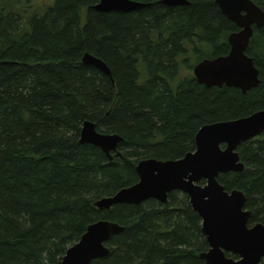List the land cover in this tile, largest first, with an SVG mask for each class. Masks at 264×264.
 <instances>
[{"label": "trees", "instance_id": "trees-1", "mask_svg": "<svg viewBox=\"0 0 264 264\" xmlns=\"http://www.w3.org/2000/svg\"><path fill=\"white\" fill-rule=\"evenodd\" d=\"M98 1L55 0L26 19L13 0H0V264H59L100 219L124 230L90 264H204L199 254L209 246L186 194L110 209L94 203L137 182L139 160L182 158L203 125L264 109V25L246 49L259 84L245 92L205 87L192 74L177 76L184 65L191 71L228 54L227 36L238 28L215 0L172 7L135 0L148 5L107 13L92 8ZM253 1L264 9V0ZM85 53L103 60L111 76L84 64ZM86 120L123 138L119 155L110 160L80 142ZM236 151L243 171L218 181L244 192L249 223L264 225V132Z\"/></svg>", "mask_w": 264, "mask_h": 264}, {"label": "water", "instance_id": "water-1", "mask_svg": "<svg viewBox=\"0 0 264 264\" xmlns=\"http://www.w3.org/2000/svg\"><path fill=\"white\" fill-rule=\"evenodd\" d=\"M160 2L171 7L189 5L187 0ZM215 3L238 31L227 36L228 54L205 58L195 64V79L205 87L228 86L245 92L260 81L259 71L246 49L253 28L264 25V9L253 0H216ZM145 5L148 4L135 0H99L92 8L101 13L131 12ZM81 60L111 76L109 67L100 58L85 53ZM263 132L264 109L235 120L206 124L195 135L194 151L179 159L139 160L135 167L137 182L94 205L98 209H110L118 203L139 204L151 198L164 203L169 193L180 191L187 195L191 208L201 220L202 233L209 246L199 254L204 264H262L264 225L249 223L251 211L245 207V194L240 190L226 191L218 176L243 171L244 165L236 151L238 145ZM122 141L120 135L97 131L91 121L82 125L80 142L99 147L110 160L113 154H120L117 147ZM123 230L124 226L108 220L90 223L79 240L68 247L59 264H90L106 257L110 252L106 243ZM227 253L238 258L227 257Z\"/></svg>", "mask_w": 264, "mask_h": 264}, {"label": "rangeland", "instance_id": "rangeland-1", "mask_svg": "<svg viewBox=\"0 0 264 264\" xmlns=\"http://www.w3.org/2000/svg\"><path fill=\"white\" fill-rule=\"evenodd\" d=\"M6 1L10 2L11 0H6ZM54 2L55 0H13L12 7L15 11L21 13V15L25 16V18L27 19L29 16L31 17V15H33L34 13H42L46 8L52 6ZM187 54L189 56H186V58H190L188 60L189 61L188 64L193 65L197 61V60L195 61V58H196L194 57L195 55L192 56L189 53ZM185 69H186L185 65L181 67V69H179L178 76H177L178 80H181L182 78L190 74L193 75L192 70L188 71L187 69L186 70ZM234 258H238V257L235 256Z\"/></svg>", "mask_w": 264, "mask_h": 264}, {"label": "bare ground", "instance_id": "bare-ground-1", "mask_svg": "<svg viewBox=\"0 0 264 264\" xmlns=\"http://www.w3.org/2000/svg\"><path fill=\"white\" fill-rule=\"evenodd\" d=\"M215 1H216V0H215ZM215 4H216V3H215ZM216 5H217V4H216ZM249 43H250V42H249ZM209 59H210V58H209ZM195 64H197V63H195ZM195 64H194V66H195ZM194 66H193V67H194ZM192 70H193V68H192ZM192 72H193V71H192ZM193 76H194V73H193ZM194 77H195V76H194ZM86 121H90V120H86ZM84 122H85V121H84ZM84 122H83V123H84ZM91 122H92V121H91ZM93 123H94V122H93ZM82 125H83V124H82ZM205 125H206V124H205ZM203 126H204V125H203ZM203 126H202V127H203ZM81 128H82V126H81ZM196 134H197V133H196ZM259 136H260V135H259ZM188 153H190V152H188ZM186 154H187V153H186ZM240 161H241V160H240ZM243 193H244V192H243ZM104 198H105V197H104ZM101 199H102V198H101ZM99 200H100V199H99ZM102 220H106V219H102ZM108 221H109V220H108ZM111 222H112V221H111ZM92 223H93V222H92ZM109 250H110V249H109Z\"/></svg>", "mask_w": 264, "mask_h": 264}, {"label": "flooded vegetation", "instance_id": "flooded-vegetation-1", "mask_svg": "<svg viewBox=\"0 0 264 264\" xmlns=\"http://www.w3.org/2000/svg\"><path fill=\"white\" fill-rule=\"evenodd\" d=\"M230 255H232V254H226L227 257L230 256ZM234 257H235V256H234ZM234 257H233V258H234Z\"/></svg>", "mask_w": 264, "mask_h": 264}]
</instances>
